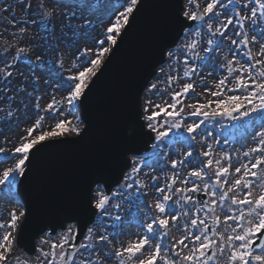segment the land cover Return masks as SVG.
<instances>
[{"label":"snow or ice","instance_id":"obj_1","mask_svg":"<svg viewBox=\"0 0 264 264\" xmlns=\"http://www.w3.org/2000/svg\"><path fill=\"white\" fill-rule=\"evenodd\" d=\"M17 3L25 16L36 18L20 22L18 33L13 35L23 40L28 26L34 25L46 42L45 51L36 56L35 63L27 56L30 48L11 45L16 53L11 62H3L4 66L0 67V99L10 106L9 131L15 130L16 117L11 106L17 97L35 100L37 118L27 129V136L20 137L12 149L0 147V201L23 209L24 204L16 199L18 186L28 179L33 157L43 150L38 146L46 140L58 139L65 132L81 139L88 135L87 131L81 132L79 125L86 121L77 112L85 107L88 94L115 55L113 50H118V44L129 35L131 25L146 7V0H40L34 10L31 0L27 3L17 0ZM10 7L0 11L8 13ZM170 23L178 29L181 44L172 50V45L157 41L156 63L164 64L165 56L168 62L177 63L179 55H184L183 76L169 75L166 89L146 82L148 93L160 95L169 91L171 102L159 104L148 99L141 113L138 95L131 96L127 123L121 133L128 143L145 135V128L147 133L154 134L149 136L150 156L133 154L131 166L125 162L121 169L123 178L111 189L106 187L108 181L103 168L85 175L71 209L82 216V221L76 220L67 227L40 226L39 232L45 238L34 250L35 259L27 250L24 258L14 253L15 248L24 247V229H19V240L14 233L20 218L27 217L25 211L10 212L9 221L0 223V264H264V0H207L202 10L199 0H188L183 7L176 0ZM103 25L106 27L101 32ZM230 26L233 34L227 35ZM81 40L86 45L83 48L77 47ZM225 41L229 42L226 48ZM61 45L74 49L73 62L67 69ZM217 50L225 52L220 68L226 75L211 88L201 82L203 91L197 92L193 77L199 76L198 69L210 67L216 71ZM49 51L54 60L47 58ZM21 59H28L31 66V91L27 83L13 90L12 69ZM145 70L154 73L155 65ZM37 72L45 74L46 87L66 93L62 101L53 97L41 109L40 97H33L34 92H39ZM181 79L184 83L180 90H171L172 83ZM190 95L209 98L185 104ZM186 108L190 111L185 112ZM2 111L4 108L0 107ZM41 111L47 115H40ZM141 117L144 123H140ZM189 117L198 119L186 122ZM45 119L56 122L50 131H39ZM217 125L226 143L227 129L232 128L243 130L245 139L250 135L254 145L242 153L237 149L231 153L224 151L216 159L212 145L205 144V138L213 135L212 128ZM34 132L38 134L34 136ZM0 135L6 133L0 131ZM196 143L203 148L194 156ZM215 143L219 144L220 140ZM175 145H187L189 150L181 153V158L169 159L167 151ZM117 155L123 161L127 153ZM161 157L175 171L165 177L163 185L157 183L159 176L149 177L151 183L145 182L142 177L147 174L142 169L155 167L151 161H159ZM148 190L155 191L152 202L143 199ZM124 204L132 206L128 216L120 213ZM132 227L138 229L135 239L121 244L118 238ZM45 228L50 231L44 232ZM57 228H60L58 236ZM173 231L179 235H173ZM45 244L48 250L44 249Z\"/></svg>","mask_w":264,"mask_h":264},{"label":"water","instance_id":"obj_2","mask_svg":"<svg viewBox=\"0 0 264 264\" xmlns=\"http://www.w3.org/2000/svg\"><path fill=\"white\" fill-rule=\"evenodd\" d=\"M183 1L179 0L181 7ZM175 3L176 0H146L142 14L131 25L129 35L115 50L111 63L88 94L85 107L81 108L83 120L86 121L84 131L88 135L83 139L49 142L46 146H40L43 150L33 157V168L19 189L27 208V219L21 227L24 229L22 250L35 254V241L44 235L39 232L42 225L63 224L66 227L69 223H76V220L82 221V216L71 209L77 202L85 175L103 168L108 181L106 187L114 188L117 181L123 178L121 169L125 167V162L130 167L128 157L148 151L150 133L145 132L132 143L124 141L121 133L129 115V98L138 95L141 107L145 83L149 84L156 76L157 68L163 65L156 63L159 59L156 53L149 55L140 52L138 40L151 22H161L169 29L161 40L174 48L180 40L177 38L178 29L170 23ZM156 32L161 35L163 30L157 28ZM153 64L154 73H145L146 67ZM140 107L138 110L141 112ZM140 123H143L141 119ZM122 152L127 155L123 156V161H119L117 154ZM74 216L76 219L72 218ZM48 230L45 228L44 232ZM58 231L60 228L56 229V233Z\"/></svg>","mask_w":264,"mask_h":264},{"label":"rangeland","instance_id":"obj_3","mask_svg":"<svg viewBox=\"0 0 264 264\" xmlns=\"http://www.w3.org/2000/svg\"><path fill=\"white\" fill-rule=\"evenodd\" d=\"M1 1H4L5 3L4 4L0 3V9H2L4 7H9L11 5V0H1ZM25 2L27 3L28 0H25ZM199 2L201 4V10H202V8L205 5V3L207 2V0H199ZM31 3L33 5V10H34L36 8V6L40 3V0H31ZM187 3H188V0H185L184 5H186ZM13 12L15 13V19L14 20L12 19V13ZM35 18H36L35 15H33L31 17L25 16L21 10V6H19L18 3L11 5L8 13H4L3 11H0V54L5 53V50L7 49L6 59L1 60L2 62H0V67L4 66L3 62H11L12 61V58L16 53V48L11 47V45L16 44L19 47L30 48L31 51L27 54V56L33 61V63H35L36 56L39 55L41 52L45 51V48L43 47V45L46 42L42 39V35L37 34L36 27L34 25L28 26V32L25 35V37L23 38V40H19L18 35L17 36L13 35L14 33H18V28L20 26V22H22L25 19H35ZM55 22L57 24L56 38L58 39L60 36V32H59L60 22L58 20ZM14 24H16V27H13ZM104 27H106V25L100 26L101 32L103 31ZM232 34L233 33H232L231 26H230L227 35H232ZM18 40H19V43H17ZM224 43H225V48H226L227 45L229 44V42L225 41ZM180 44H181V42H180ZM85 46L86 45H85V42L83 40H81V42L77 45V47H80V48H83ZM202 46H206V44L202 45ZM72 51H74V49L69 50L67 48H64L63 45L60 46V52L64 58L65 69L69 68L73 62V58L71 55ZM217 51L219 53V57L218 58L214 57V63L216 64V71H213L210 67L198 69L199 76L193 77V80L197 85V92L203 91V88L200 86L201 82L204 83L205 87L211 88L213 84H215L219 79L223 78V76L226 75V72L220 68V64L224 63L223 56L225 55V52L221 51V50H217ZM228 55H229V58H232L231 54H228ZM47 58L53 59V60L55 59L52 56V53L50 51L47 52ZM184 59H185L184 55H179V59H178L177 63H170L167 61L165 66L162 67L164 69V71L161 72L160 71L161 68H160L152 83H157L158 87L161 89L168 88L169 86L167 84V80H168L169 75H171V76L179 75L181 77L183 76V69H184L183 61H184ZM241 59H242V57H241ZM30 67L31 66L28 63V59H21L19 62H17L15 64L14 68L12 69V71L14 73V77H15V79L13 80V90H15L16 86H18L22 83H27L28 91H31L32 78H31V75L29 74ZM64 74L67 75L68 73L65 71ZM36 75L40 77L39 92H34L33 97H36V96L40 97L39 104H40L41 109L45 108L47 106V104L52 101L53 97L57 101L63 100L64 95H66V93L61 92V91H55L54 88H51V87H46L45 80H44V75H45L44 73L37 72ZM157 77H159V79H157ZM183 83H184L183 79H181L178 82L174 81L171 85V90L179 91L180 87L182 86ZM207 98H209V97H207L206 95L204 97L191 96L190 95L189 98L184 100V103L190 104V103H196L197 101L204 102V100ZM148 99H151L153 101V103H159V104H163L164 101H168L169 103L171 102V97H170L169 91H164L160 95H157L155 92L148 93L147 91H145V93L142 96V101H141L142 102V108H141L142 111H143V107L145 105V101ZM25 105H27V107H25ZM34 105H35V100H32L30 102L27 98H22L19 96L17 97L14 105L11 106V107H13V110L15 111L16 119L13 121V127L15 130L9 131L8 130L7 111H8L10 106L5 104L4 101L2 99H0V107L4 108V111L0 112V125H2V128H0V131L6 133V136L0 135V147H4L6 149H12L14 146H16L20 137L27 136V129L32 127V124L35 122V120L37 118L35 113H34ZM64 106L66 108L67 104L65 103ZM150 111H151V108H150ZM188 111H190V109L186 108L185 112H188ZM39 114L44 115V116L47 115L43 111H41ZM77 115H79L81 118L80 111L77 112ZM58 119H64V117L58 116ZM69 119H72L73 124L76 123L75 119H73L72 117H69ZM197 119L198 118H196V117H189V120L186 122H191V121L197 120ZM16 120L19 121L18 126H16ZM55 122L56 121H53L50 119H45L44 121H42V128L39 131H50L51 130L50 126H54ZM69 127H70V125H69ZM79 127H80L81 132H82L84 129V125L81 123L79 125ZM212 132H213L212 136H208L205 138V144H211L212 145V149H213V152L215 154L216 159H219L220 154L224 151H229L231 153L233 149H237L242 153L247 147L254 145V141L251 139L250 135L247 136V139L244 138L243 130L237 131L235 129L228 128L227 129V135H228V142L227 143L225 142V140L220 135L218 125L215 128H212ZM37 134H38V132L33 133L34 136ZM76 137H78V136H76L74 133L65 132L58 139L46 140L43 142V144L50 142V141L66 140L69 138L71 139V138H76ZM217 139L220 140L219 144L215 143V140H217ZM202 148H203L202 144L196 143L195 144V150L196 151L194 152V156L200 150H202ZM186 150H189L187 148V145H184V146L175 145V146H173L172 149L167 151V156L169 157V159L181 158L180 154ZM150 154H151V151L149 152V156H150ZM233 155H235V154L233 153ZM151 162L156 166L152 167V168L142 169V173L147 174V175L143 176L142 178L145 180V182L151 183L149 177L159 176L160 180H158L157 183L163 185L165 183V177L167 175H170L175 170L171 169L170 163L168 161L164 160L163 157H161L159 161L152 160ZM196 166L198 167V165H196ZM161 169H163V171H161ZM188 170H190V168L183 169L181 171V175H184ZM0 171H2V169H0ZM177 186H179V185H177ZM155 195L156 194H155L154 190H148V195L145 196L143 199L147 202H152L155 199ZM16 199L24 204L23 209H21L16 204H10V203H5L3 201H0V223L8 222L10 219L9 213L12 211H15L17 214H19L20 211H25V214L27 213L26 202H25L26 200L19 193V191L17 192ZM131 207H132L131 205H127V204L122 205V207L120 208L121 215L122 216H128V209ZM132 210L135 211V209H132ZM141 211H144V209L141 208ZM24 220H25V218L23 217V220L19 224L17 231L14 233V235H16V237H18L19 229L21 228V225L23 224ZM134 229H136V228L132 227L131 230H134ZM136 230L138 231V229H136ZM0 231H2V230H0ZM128 233L129 232H127V234ZM173 235L178 236L179 234L175 233V231H173ZM44 238H45V236L42 237L41 239H44ZM111 238L112 237L110 236V239ZM118 239H119V242L121 244H125L129 240L125 237V235L119 237ZM37 246H39V242L36 243V247ZM43 247L45 250H48L47 244L43 245ZM14 253L16 255H20L21 258H24V253L20 249H18V247L14 249ZM36 255H37V253L32 255V258L35 259Z\"/></svg>","mask_w":264,"mask_h":264},{"label":"bare ground","instance_id":"obj_4","mask_svg":"<svg viewBox=\"0 0 264 264\" xmlns=\"http://www.w3.org/2000/svg\"><path fill=\"white\" fill-rule=\"evenodd\" d=\"M157 28L163 30V33L161 35H157V32H156ZM168 32H169V29L166 24L161 23V22H151L150 27L145 28V30L143 31V34L138 40L139 51L144 54H149V55L155 54L154 46L156 42L161 40V38L165 36ZM146 72L147 71H145V73ZM22 220H23V217H21L20 220L18 221V225L22 222ZM136 232H137L136 229H134L131 231V233H128L126 235L127 239H135L134 233Z\"/></svg>","mask_w":264,"mask_h":264},{"label":"trees","instance_id":"obj_5","mask_svg":"<svg viewBox=\"0 0 264 264\" xmlns=\"http://www.w3.org/2000/svg\"><path fill=\"white\" fill-rule=\"evenodd\" d=\"M16 3H17V0H11V5H14V4H16ZM2 59H6V56L4 55V53L0 54V61H1Z\"/></svg>","mask_w":264,"mask_h":264}]
</instances>
